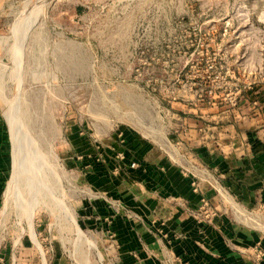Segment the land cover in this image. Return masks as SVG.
<instances>
[{"label": "rangeland", "instance_id": "rangeland-1", "mask_svg": "<svg viewBox=\"0 0 264 264\" xmlns=\"http://www.w3.org/2000/svg\"><path fill=\"white\" fill-rule=\"evenodd\" d=\"M181 115L264 116V0H0V264H118L81 214L102 201L130 215L94 189L95 165L124 164L138 135L191 169Z\"/></svg>", "mask_w": 264, "mask_h": 264}, {"label": "crops", "instance_id": "crops-1", "mask_svg": "<svg viewBox=\"0 0 264 264\" xmlns=\"http://www.w3.org/2000/svg\"><path fill=\"white\" fill-rule=\"evenodd\" d=\"M180 122L188 127L189 134L179 136L190 141V158L212 180L201 176L200 188L218 216L200 219L197 212L203 199L194 192L192 178L159 148L138 135H127L124 148L116 151L126 157L124 164H118L115 152L105 154V164L95 165L103 169L93 172L91 184L123 203L131 215L117 214L100 201L81 211L83 221L88 214L89 226L112 237L104 245L116 248L111 257L118 264H162L167 250L182 264H257L239 252L256 246L264 252V234L251 216L264 217V116L252 119L251 128L241 120L205 127L182 115ZM7 149L0 142V198Z\"/></svg>", "mask_w": 264, "mask_h": 264}, {"label": "built area", "instance_id": "built-area-1", "mask_svg": "<svg viewBox=\"0 0 264 264\" xmlns=\"http://www.w3.org/2000/svg\"><path fill=\"white\" fill-rule=\"evenodd\" d=\"M191 161L189 163V166H192L191 169H187L180 165L182 168V173L184 176L192 178L193 180L192 187L194 189V192L200 193L202 195V199H203L202 205L200 210L197 212V215L201 216L203 219L212 220L218 216V212L216 210H213L210 203L203 196L204 194L201 192V188H200L201 182L203 181L201 179V176H205L207 178V181L209 180L210 182H212V180L208 178L209 174L206 173V170L201 166V164L194 161L193 158L191 159ZM217 192L218 194H221L222 190L219 188L217 189ZM248 216L249 215H247V217ZM251 216L252 219L254 220L253 222L256 228L260 230L262 234H264V217L258 215H252V214ZM239 253L247 257L248 260H251L257 264H261L262 262H264V252L259 248V246H256L251 250H242ZM162 264H182V263L180 259L177 256H175V254L171 250H167L163 257Z\"/></svg>", "mask_w": 264, "mask_h": 264}, {"label": "bare ground", "instance_id": "bare-ground-1", "mask_svg": "<svg viewBox=\"0 0 264 264\" xmlns=\"http://www.w3.org/2000/svg\"><path fill=\"white\" fill-rule=\"evenodd\" d=\"M41 4V3H40ZM40 12H41V9H37L35 12L33 11L32 12V14H31V12H30V14L31 15H29V16H26V18H25V21L23 22V25L25 26V27H31L32 25H34V22H36V19H37V17L40 15ZM42 13V12H41ZM22 23V22H21ZM20 25V24H19ZM22 25V24H21ZM23 28V27H22ZM26 28V29H27ZM29 30V29H28ZM27 30V31H28ZM22 32H23V30H22ZM25 32V31H24ZM10 112V111H9ZM12 118V119H11ZM8 119H9V121H10V123H11V126H12V131H13V135H12V141H13V144H14V146H15V148H18L19 146V135H18V132L16 131L17 130V128H16V122H14L13 123V120H15V118L13 119V117H11V114H10V116H8ZM43 140V139H42ZM47 148V147H46ZM19 149V148H18ZM15 150V149H14ZM20 152V151H19ZM16 154V153H15ZM17 157H18V155H17ZM20 158V157H19ZM41 161V160H40ZM33 163V162H32ZM15 164V163H14ZM16 166V165H15ZM42 166V165H41ZM22 167V166H21ZM18 168H20L19 167V163H18ZM23 168V167H22ZM18 170H20V169H18ZM30 170V169H29ZM33 170V169H32ZM42 170V169H41ZM23 171V170H22ZM31 171V170H30ZM29 171V172H30ZM55 175V174H54ZM33 177V176H32ZM54 177V176H53ZM16 179V178H15ZM19 180V179H18ZM18 189V188H17ZM17 193H19V191L17 192ZM34 199V198H33ZM36 202V201H35ZM26 211V210H25ZM28 212H30V211H28ZM33 213V212H32ZM31 213V214H32ZM27 214H29V213H27ZM33 215V214H32ZM28 216V215H27ZM30 221H32L31 219H30ZM31 223V222H30ZM31 225L33 226V224L31 223ZM30 225V226H31ZM32 231H33V228H32ZM35 240V239H34Z\"/></svg>", "mask_w": 264, "mask_h": 264}]
</instances>
